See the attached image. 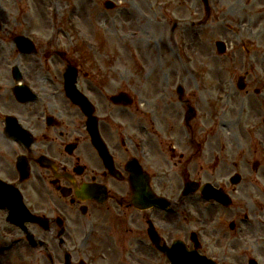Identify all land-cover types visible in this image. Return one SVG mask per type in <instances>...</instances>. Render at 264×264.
Instances as JSON below:
<instances>
[{
    "label": "flooded vegetation",
    "instance_id": "af4514ba",
    "mask_svg": "<svg viewBox=\"0 0 264 264\" xmlns=\"http://www.w3.org/2000/svg\"><path fill=\"white\" fill-rule=\"evenodd\" d=\"M24 36L34 46L21 54ZM47 43L0 12V201L11 205L0 207V264H169L175 243L217 264H264V84L251 52L243 64L234 53L232 79H190L186 66L157 79ZM68 69L91 120L67 97ZM206 185L231 206L206 201ZM144 189L167 207L142 208Z\"/></svg>",
    "mask_w": 264,
    "mask_h": 264
},
{
    "label": "rangeland",
    "instance_id": "374dc122",
    "mask_svg": "<svg viewBox=\"0 0 264 264\" xmlns=\"http://www.w3.org/2000/svg\"><path fill=\"white\" fill-rule=\"evenodd\" d=\"M109 1L116 4L115 10L104 8ZM210 1L213 16L219 18L208 23L203 19L201 0H9L4 1L7 6L2 9L10 24L18 25L19 32L23 25L26 32L39 29L51 39L56 27H60L64 35L58 40L64 49L93 43L95 48L88 51L90 57L96 53L98 61L117 66L142 62L147 68L143 73L155 68L151 77L157 79H165L167 69H181V42L189 46L194 57L189 64L190 79L197 74L231 78L234 48L239 62H246L247 54L241 46L250 44L254 47L248 57L255 64V75L264 82V15H259L264 0ZM71 12L81 39L66 35L65 31L70 32L66 15ZM218 41L227 43L228 57L217 55ZM3 59L0 62H5ZM256 110L263 111L261 104Z\"/></svg>",
    "mask_w": 264,
    "mask_h": 264
},
{
    "label": "water",
    "instance_id": "95a60500",
    "mask_svg": "<svg viewBox=\"0 0 264 264\" xmlns=\"http://www.w3.org/2000/svg\"><path fill=\"white\" fill-rule=\"evenodd\" d=\"M108 6L110 7V5H108ZM219 48H220L221 52L224 51L222 45H219ZM74 97H76V96H74ZM75 100H77V99H75ZM175 255H176V257L173 258V260H172L173 264H202L201 262H199L198 260H196L195 258H192V257L190 260H187V259L184 260L183 257H179V255H181V254H179L177 251H176Z\"/></svg>",
    "mask_w": 264,
    "mask_h": 264
}]
</instances>
